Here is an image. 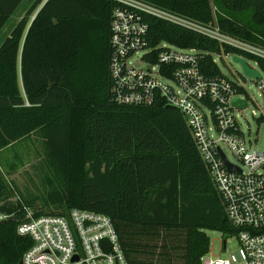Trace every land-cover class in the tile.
<instances>
[{
	"label": "trees",
	"instance_id": "trees-1",
	"mask_svg": "<svg viewBox=\"0 0 264 264\" xmlns=\"http://www.w3.org/2000/svg\"><path fill=\"white\" fill-rule=\"evenodd\" d=\"M22 1L0 0V30ZM145 1L264 47V0ZM115 5L34 0L0 46V150L40 130L60 187L47 201L62 208L38 214L64 215L76 207L109 215L129 264H154L160 252L149 242L151 234L180 233V260L166 251L167 261L155 264H201L211 247L206 230L230 235L235 229L181 111L162 100L137 105L113 99ZM145 20L150 45L166 41L199 49L208 74L220 72L214 54L233 51L205 33L152 15ZM82 22L96 24V40L88 39ZM76 137L89 163L81 173L75 168ZM22 205L1 207L19 218L0 223V264H19L32 245L31 237L17 233Z\"/></svg>",
	"mask_w": 264,
	"mask_h": 264
},
{
	"label": "built area",
	"instance_id": "built-area-1",
	"mask_svg": "<svg viewBox=\"0 0 264 264\" xmlns=\"http://www.w3.org/2000/svg\"><path fill=\"white\" fill-rule=\"evenodd\" d=\"M112 1L116 2L109 64L113 99L137 105L162 100L181 111L235 229L225 235L217 250L210 247L201 264H264V149L253 148L251 134L242 122L251 99L245 88L247 80L254 79L264 96V47L225 32L218 24L203 25L145 0ZM146 15L205 33L233 49L222 53L245 58L261 76L238 73L230 77L221 70L208 74L201 66L205 55L201 50L166 41L150 45ZM142 50L145 53L140 64L134 56ZM234 98L245 99L247 106L234 105ZM257 119L263 122L264 112ZM222 153L237 169L229 168ZM22 209L24 216L17 233L32 238L22 264H129L109 215L76 207L64 215L38 214L24 203ZM10 215L15 214L0 213V220ZM229 239L235 241L231 248Z\"/></svg>",
	"mask_w": 264,
	"mask_h": 264
},
{
	"label": "rangeland",
	"instance_id": "rangeland-1",
	"mask_svg": "<svg viewBox=\"0 0 264 264\" xmlns=\"http://www.w3.org/2000/svg\"><path fill=\"white\" fill-rule=\"evenodd\" d=\"M34 0H23L15 12L8 19L6 24L0 30V46L4 40L11 34L19 20L25 16L28 8ZM82 28L88 34L89 40H96V24L94 22H82ZM22 47V42H21ZM95 47V46H93ZM94 50V48H93ZM96 51V50H95ZM93 52V51H92ZM145 50L140 51L134 56V61L141 62V57ZM20 54V53H19ZM94 54V52H93ZM219 69L227 76H237L243 73L242 65L234 61L231 54L225 53L214 54ZM251 65H255L252 59L249 60ZM21 55L18 57L19 85L22 89ZM239 73V74H238ZM264 78V69H262ZM245 88L250 96V105L243 111V128L253 139V148L264 149V121L260 122L257 117L264 112V96L261 94L254 79L247 80ZM23 90V89H22ZM76 150V170L81 173L86 169L89 163L84 161L83 151L84 142L80 137L75 140ZM229 158L235 161L234 156L227 151ZM59 182L54 168L49 164L45 150V140L40 130L35 131L19 141L0 150V213L1 207L18 205L24 203L31 206L35 211L46 212L61 209L62 207L51 205L47 201L49 194L59 189ZM207 234L211 239V246L215 250L219 248L220 242L226 238L224 232L220 229H207ZM153 237L150 243L155 242L154 248L157 253L154 256L153 263L167 261L166 251L173 252V260L178 262L182 255V242L180 233L165 232L159 230L158 234H151ZM235 245L234 239H229L228 247ZM169 250H164L165 248ZM176 250H173V248ZM164 248V249H163ZM166 264V263H165Z\"/></svg>",
	"mask_w": 264,
	"mask_h": 264
},
{
	"label": "water",
	"instance_id": "water-1",
	"mask_svg": "<svg viewBox=\"0 0 264 264\" xmlns=\"http://www.w3.org/2000/svg\"><path fill=\"white\" fill-rule=\"evenodd\" d=\"M233 59H234V61L239 62L242 65L243 73L245 75L250 76V77H260L261 76L259 71L255 70V69H252L249 66L248 61L245 58L240 57L238 55H234ZM233 104L236 105V106L246 107L247 106V101L245 99L234 98L233 99ZM168 107H172V106L168 105ZM222 157L227 162V159L225 158V155L223 153H222ZM227 164H228L230 169H237V167H235L234 165H232V164H230L228 162H227ZM18 218H19L18 215H10L6 219L0 220V223L4 222L6 220H17ZM19 264H22V259L20 260Z\"/></svg>",
	"mask_w": 264,
	"mask_h": 264
}]
</instances>
